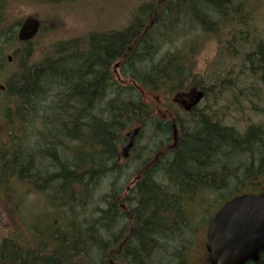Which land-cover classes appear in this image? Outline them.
<instances>
[{"label":"trees","instance_id":"1","mask_svg":"<svg viewBox=\"0 0 264 264\" xmlns=\"http://www.w3.org/2000/svg\"><path fill=\"white\" fill-rule=\"evenodd\" d=\"M132 1L124 26L61 44L38 62H30V48L15 51L8 73L4 48L17 40L0 0V96L7 99L2 132L9 137L0 175L15 173L34 184L31 191L46 193L54 216L42 230L29 229L36 240L32 247L1 240L0 264H187L202 229L192 223L198 212L215 206V213L233 196L264 190L261 126L239 133L215 120L214 112L194 109L175 122L174 143L171 122L157 118L135 87L166 98L189 88L209 96V82L195 72L198 39L206 34L231 68L239 58L247 65L250 83H233L230 79L243 74L231 69L224 76L227 91L235 89L248 102L257 98L250 89L253 80L264 86V35L257 14L262 3ZM116 64L132 85L117 83ZM135 127L141 130L137 139L147 134V143L122 166L119 151L125 133ZM125 168L136 181L123 197ZM129 224L130 238L121 243ZM247 264H264V252L258 263Z\"/></svg>","mask_w":264,"mask_h":264},{"label":"rangeland","instance_id":"2","mask_svg":"<svg viewBox=\"0 0 264 264\" xmlns=\"http://www.w3.org/2000/svg\"><path fill=\"white\" fill-rule=\"evenodd\" d=\"M57 1L59 2L55 3L53 0H4L2 16L8 28L12 31L16 33L22 22L29 17L37 18L41 25L38 35L29 45L18 41L7 44L4 48L5 59L9 55L13 57L15 51L21 53L23 48H30V62H38L61 44L79 40L94 31L120 28L129 21V14L134 5L132 0ZM259 1L262 3L257 8V14L261 19L259 33L264 35V0ZM198 42L200 47L195 55V72L198 75L205 76L206 82H209L207 87L212 89L213 92L202 99L197 106V112L207 115L214 112L213 117L215 120L221 121L223 126L234 128L239 133H242L251 125L261 126L264 130V86L259 81L253 80L256 84L253 91L251 89L250 91L258 93V97H251L249 102L238 96L235 89L227 91L228 83L224 76L227 73L229 74L231 69H233V74H237L239 70L243 74L240 76L237 74L233 79H230L233 83L239 81L240 86L250 83L247 78V65L239 58L238 64H233L237 67L231 68L222 56L219 57L218 43L209 35H200ZM14 64L15 62L8 63V73L14 70ZM114 77L120 85H130L128 80L120 78L116 72H114ZM1 80L2 75L0 74V83H2ZM214 80H216L217 85L212 83ZM221 81L224 84L222 88H219L218 85H222ZM196 92L197 90L192 93L195 94ZM141 97L143 102L152 105L158 118H163L166 114V118L169 120L178 113L176 107L170 105L173 95L166 98L151 91H143ZM6 101L7 99L0 96V120L2 119V121ZM31 132L32 130L27 129V136H30ZM24 136H26L25 132L20 134V138H24ZM146 143L147 134L136 139L133 145L134 150L132 148L130 151L132 156L126 160L122 159V145L119 151L120 165L126 166L129 161L133 162L136 153L145 147ZM31 144L32 142L29 141L28 146ZM8 146L9 137L2 133L0 136V171L1 159L7 155ZM152 157H155V155ZM154 159L157 160L156 157ZM125 175V178L120 181L121 191L119 195L126 192L124 190L126 186L131 187L132 185L133 171L125 168ZM30 188L31 186L26 180H19L11 174L10 176L0 175V241L6 238H14L21 244L32 247L36 240L29 229L33 228L34 225H39L42 230L54 217L49 216L51 210L49 203L47 204V194L40 193L38 188L33 191ZM228 194L230 192L222 194L221 200L227 198ZM95 196L99 195L96 193ZM214 208L215 206L203 209L206 212H198L199 217L194 218L192 221L196 227L199 223L202 229L196 235V246L188 256L189 261L187 264H208L204 248L205 230L208 218L215 211ZM59 213H62L61 209ZM80 264L88 263L81 262Z\"/></svg>","mask_w":264,"mask_h":264},{"label":"water","instance_id":"3","mask_svg":"<svg viewBox=\"0 0 264 264\" xmlns=\"http://www.w3.org/2000/svg\"><path fill=\"white\" fill-rule=\"evenodd\" d=\"M38 29V20L27 18L17 32V40L30 41ZM3 90L0 85V91ZM202 97L203 93L198 92L191 106ZM185 110L188 111L189 107ZM138 133L139 128H134L126 134L127 142L123 147L126 156ZM205 250L209 264L258 263L264 251V191L236 195L224 202L207 224Z\"/></svg>","mask_w":264,"mask_h":264},{"label":"flooded vegetation","instance_id":"4","mask_svg":"<svg viewBox=\"0 0 264 264\" xmlns=\"http://www.w3.org/2000/svg\"><path fill=\"white\" fill-rule=\"evenodd\" d=\"M116 74L119 76V73H118V65H116V68L114 69ZM194 90H192L191 88H189V90H187L186 92H179V93H176L173 95V99H172V102L170 103L171 106H175L176 109L178 110V113H176L174 115V117L170 118L168 120V118H166V114L164 115L163 118L161 119H164L165 121H168V122H171V132H172V140L174 143H176V141L178 140L177 139V135H178V132H177V129H176V124L175 122L177 121L178 118L181 119L182 116H184L185 114H188L190 115L192 113V111L194 109L197 108L198 104L196 106H191L192 103L194 102L195 100V94L192 93ZM181 98H184L181 100ZM189 107V110L188 111H185L184 109L185 108H188ZM166 118V119H165ZM133 148V147H132ZM132 150V149H131ZM130 150V151H131ZM134 150V148H133ZM133 152V151H132ZM159 154V153H158ZM157 154V155H158ZM156 155V158L158 159ZM132 156L131 152H129V157L128 159ZM155 158V157H154ZM155 160V159H153ZM121 208V207H120ZM123 209V208H122ZM131 229H130V224H129V228L127 229V231L125 232L123 238L120 240L121 243H127L128 239L130 238V234H131ZM118 252L114 251V254H117Z\"/></svg>","mask_w":264,"mask_h":264}]
</instances>
